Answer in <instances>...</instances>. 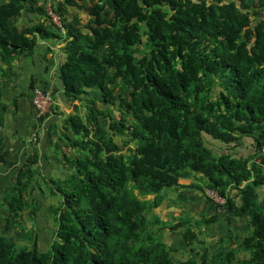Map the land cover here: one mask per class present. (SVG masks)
I'll return each instance as SVG.
<instances>
[{
    "label": "trees",
    "instance_id": "trees-1",
    "mask_svg": "<svg viewBox=\"0 0 264 264\" xmlns=\"http://www.w3.org/2000/svg\"><path fill=\"white\" fill-rule=\"evenodd\" d=\"M76 9L88 14L84 25ZM24 11L37 19L19 25ZM51 37L65 39L59 78L66 99L79 103L64 119L70 136L53 130L68 172L42 188L35 146L13 167L0 264H264V0H0V86L11 82L13 60ZM4 106L0 164L14 153L4 142ZM243 137L250 156L210 146ZM193 175L226 198L220 206L205 196L209 208L247 217L248 235L227 236V247L210 255L198 232L215 213L166 224L153 212L167 189ZM37 188L57 202L42 209ZM41 209L53 224L46 249L38 230L23 226L25 211L34 224ZM165 227L188 257L174 258ZM12 228L30 243L19 244Z\"/></svg>",
    "mask_w": 264,
    "mask_h": 264
},
{
    "label": "crops",
    "instance_id": "crops-1",
    "mask_svg": "<svg viewBox=\"0 0 264 264\" xmlns=\"http://www.w3.org/2000/svg\"><path fill=\"white\" fill-rule=\"evenodd\" d=\"M37 19L35 13L22 12L18 19V24L28 25ZM65 39L64 38H38L34 51L29 56H19L12 61L14 74L11 82L4 83L0 87V101L5 104L3 110V137L5 146L14 151L9 155L6 162L0 164V226L4 223L1 218L6 217L7 212L3 205V195L6 187L10 186L13 167L19 163H24L26 158L32 153L34 146L38 153L37 173L34 176L35 182H46L51 179L64 178L68 170L63 167L59 151L56 148L54 131L70 133L65 130L64 119L71 113L76 112L75 106L78 101H68L64 95L63 83L59 78L58 67L65 59ZM51 89L53 92V103L49 112L41 118L36 117L35 110L31 104L33 87ZM36 134L35 140L32 138ZM215 144L211 148L216 153H228L233 156H250L253 152L251 140L243 137L239 143L231 147L217 141H210ZM66 141H62V147ZM219 148V149H218ZM67 150V149H66ZM70 157L73 152L67 150ZM179 184L184 185L179 189H167L166 195L153 207V212L159 220L171 223L179 217L191 216L198 219L200 216L209 217L217 215V220L211 224H205L198 232L199 239L204 240V245L209 251H219L225 249L227 236L244 237L249 233L246 216H230L223 214L219 209L208 207L204 195V179L200 175H193L188 179H179ZM203 187V191L199 189ZM180 192H183L186 199H182ZM33 195L41 198L47 197L36 189ZM40 207L43 209L42 201ZM37 212L34 218V227L38 230L36 241L40 249H46L50 244L53 224L50 225L48 216L42 212ZM27 211L24 212L23 226L27 219ZM52 223V222H51ZM161 222H159V225ZM47 233H50L48 237ZM10 234L18 243L25 241L15 229H10ZM161 238L165 245L172 250L173 256L181 250L186 251L185 242L174 231L167 227L161 231ZM43 238L48 239L46 243H41ZM188 255L184 257H188ZM238 258H246L245 252H238Z\"/></svg>",
    "mask_w": 264,
    "mask_h": 264
},
{
    "label": "built area",
    "instance_id": "built-area-1",
    "mask_svg": "<svg viewBox=\"0 0 264 264\" xmlns=\"http://www.w3.org/2000/svg\"><path fill=\"white\" fill-rule=\"evenodd\" d=\"M48 14L52 18L53 22L60 25L59 17L55 13L48 9ZM52 103L53 92L51 89L42 90L39 87L32 89L31 104L35 110L36 117L43 118L49 112ZM32 138L35 140V133H33ZM261 152L264 154V144L261 147ZM204 194L220 206H223L226 203V198L221 196L216 190L206 188Z\"/></svg>",
    "mask_w": 264,
    "mask_h": 264
},
{
    "label": "rangeland",
    "instance_id": "rangeland-1",
    "mask_svg": "<svg viewBox=\"0 0 264 264\" xmlns=\"http://www.w3.org/2000/svg\"><path fill=\"white\" fill-rule=\"evenodd\" d=\"M207 1H210V0H207ZM224 1H227V0H224ZM49 4H47V6H48ZM76 11L78 12V15L80 16V19H81V23L84 25L85 23H86V21H87V18H88V14L86 13V12H84V11H81V10H78V9H76ZM49 90H50V88H49ZM97 93H98V90H97V92H95V93H93L92 92V95L93 96H95V97H97ZM95 105L98 107V108H100V109H103L104 107H105V105H103L101 102H99L98 100H97V98H96V103H95ZM78 107V106H77ZM81 107H80V109H77V110H80L81 111ZM215 144H210V146H213L214 147V149H216L217 150V148H215V146H214ZM219 149V148H218ZM124 150H126V148L124 149L123 148V151ZM220 154V153H219ZM226 154V153H225ZM44 182H42V183H40L39 182V184H41L40 186H42V188H46V186L48 187L49 186V184L48 183H46V184H43ZM38 189V188H37ZM39 190V189H38ZM40 191V190H39ZM48 193V192H47ZM46 196L47 197H43V198H41L42 199V204H43V206H45V205H49L50 203H55V202H57L56 200H57V198L56 197H54V196H51V195H49V194H46ZM42 212H44V213H46L45 211H43L42 210ZM184 217H189V218H192L191 216H184ZM49 219H50V217H48ZM193 219H195V218H193ZM52 223H51V220H50V225H51ZM167 224V223H166ZM24 225H25V231H30V229L32 228V227H34V224L30 221V220H28V219H26L25 220V222H24ZM178 234V233H177ZM47 235H48V237L50 236V233H47ZM179 235V234H178ZM180 236V235H179ZM181 237V236H180ZM204 239V238H203ZM47 240L48 239H46V238H43L42 240H40V242L41 243H46L47 242ZM51 240V239H50ZM21 243H26V244H29L30 242L29 241H27V240H25V241H22ZM21 243H19V244H21ZM189 254V251L188 250H186V251H180L179 253H177V254H175V256H174V258L175 259H180V258H184V256H186V255H188Z\"/></svg>",
    "mask_w": 264,
    "mask_h": 264
},
{
    "label": "clouds",
    "instance_id": "clouds-1",
    "mask_svg": "<svg viewBox=\"0 0 264 264\" xmlns=\"http://www.w3.org/2000/svg\"><path fill=\"white\" fill-rule=\"evenodd\" d=\"M205 191V190H204ZM218 205V204H217Z\"/></svg>",
    "mask_w": 264,
    "mask_h": 264
}]
</instances>
